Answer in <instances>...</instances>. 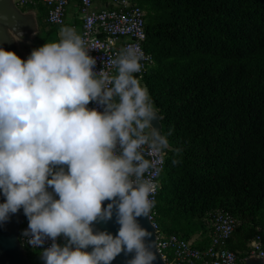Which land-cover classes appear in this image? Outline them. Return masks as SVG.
<instances>
[{
	"label": "clouds",
	"instance_id": "clouds-1",
	"mask_svg": "<svg viewBox=\"0 0 264 264\" xmlns=\"http://www.w3.org/2000/svg\"><path fill=\"white\" fill-rule=\"evenodd\" d=\"M91 50L68 26L27 59L0 48V223L22 209L44 264H111L122 252L153 264L156 240L137 218H151L173 129L158 123L139 46L109 59L114 71H97ZM114 213L115 236L94 231Z\"/></svg>",
	"mask_w": 264,
	"mask_h": 264
},
{
	"label": "trees",
	"instance_id": "trees-1",
	"mask_svg": "<svg viewBox=\"0 0 264 264\" xmlns=\"http://www.w3.org/2000/svg\"><path fill=\"white\" fill-rule=\"evenodd\" d=\"M133 1L153 57L143 83L173 129L151 212L158 232L202 249L212 215L228 212L239 225L226 247L243 264L256 236L264 249V0Z\"/></svg>",
	"mask_w": 264,
	"mask_h": 264
},
{
	"label": "built area",
	"instance_id": "built-area-1",
	"mask_svg": "<svg viewBox=\"0 0 264 264\" xmlns=\"http://www.w3.org/2000/svg\"><path fill=\"white\" fill-rule=\"evenodd\" d=\"M40 1L47 8V22L53 25H62L69 0ZM77 1L82 13L81 35L92 49L90 55L96 58V70L99 71L103 68L114 71V69H109L108 60L114 58L118 52L129 45H135L150 57L148 61L144 62L146 68L141 73L143 76L153 64L152 55L143 49L146 37L143 10L133 0H109L112 7L99 11L91 9L94 0ZM16 3L17 5L23 4L25 0H18ZM90 107H95V105H90ZM156 179L159 185L158 177ZM150 217V222L155 230L156 250L164 264H238L237 255L227 249L226 243L235 227L239 225V221L228 212L217 211L212 215L210 242L202 249L194 247L190 241L174 234L159 233L153 213H150ZM27 227L28 221L25 219L18 232V240L24 250L26 248L33 249L27 244L26 237L22 235ZM57 242L64 243L62 238ZM50 243L51 241H47L45 247ZM247 257L264 259L260 236H256L250 241V253Z\"/></svg>",
	"mask_w": 264,
	"mask_h": 264
},
{
	"label": "water",
	"instance_id": "water-1",
	"mask_svg": "<svg viewBox=\"0 0 264 264\" xmlns=\"http://www.w3.org/2000/svg\"><path fill=\"white\" fill-rule=\"evenodd\" d=\"M12 30V33L9 32ZM35 31V22L31 14L22 11L17 5L15 0H0V48L8 44L13 36H18L20 39H25ZM162 119V117H161ZM160 119V121H161ZM158 122L161 126V122ZM170 150V149H169ZM4 201V197L0 194V203ZM108 202L105 201L106 206ZM141 227L152 233L148 239L155 240V230L147 217L137 218ZM25 220L23 210H19L16 214L10 215L7 222L0 223V264H31L26 251L20 245L18 240V232ZM94 231H107L113 236L116 235L119 225L116 223L115 213L113 218L107 222H99L94 226ZM148 240H146V243ZM91 251L89 247L87 249ZM156 260L153 264H164L162 258L156 249ZM134 254L121 253L118 255L111 264H127V261L132 258ZM243 264H264L263 258L247 257L244 259Z\"/></svg>",
	"mask_w": 264,
	"mask_h": 264
},
{
	"label": "crops",
	"instance_id": "crops-1",
	"mask_svg": "<svg viewBox=\"0 0 264 264\" xmlns=\"http://www.w3.org/2000/svg\"><path fill=\"white\" fill-rule=\"evenodd\" d=\"M18 5L19 7L26 8V10L23 11L28 12L33 17L35 22V31L25 39H16V36H13L12 39H14V47L7 50L5 48L3 49L15 52L21 59H27L33 49L42 46L46 42L57 40L62 27H72L79 34H81L82 13L77 0L68 1L65 8L64 23L60 26L47 22V8L40 0H25V3ZM110 7H112V5L109 0H94L91 9L99 11ZM198 238V236L195 237V239Z\"/></svg>",
	"mask_w": 264,
	"mask_h": 264
},
{
	"label": "flooded vegetation",
	"instance_id": "flooded-vegetation-1",
	"mask_svg": "<svg viewBox=\"0 0 264 264\" xmlns=\"http://www.w3.org/2000/svg\"><path fill=\"white\" fill-rule=\"evenodd\" d=\"M14 47V39H12L8 44H6L3 48L12 49Z\"/></svg>",
	"mask_w": 264,
	"mask_h": 264
},
{
	"label": "rangeland",
	"instance_id": "rangeland-1",
	"mask_svg": "<svg viewBox=\"0 0 264 264\" xmlns=\"http://www.w3.org/2000/svg\"><path fill=\"white\" fill-rule=\"evenodd\" d=\"M20 9H22V10H26V8H23V7H19Z\"/></svg>",
	"mask_w": 264,
	"mask_h": 264
}]
</instances>
